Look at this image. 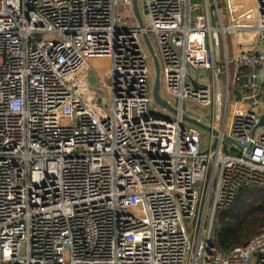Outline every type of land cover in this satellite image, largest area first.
I'll list each match as a JSON object with an SVG mask.
<instances>
[{
  "label": "built area",
  "instance_id": "1",
  "mask_svg": "<svg viewBox=\"0 0 264 264\" xmlns=\"http://www.w3.org/2000/svg\"><path fill=\"white\" fill-rule=\"evenodd\" d=\"M142 4L143 28L132 0H0V264H264V230L208 247L217 212L264 187V0ZM95 59L99 109L67 84Z\"/></svg>",
  "mask_w": 264,
  "mask_h": 264
},
{
  "label": "trees",
  "instance_id": "2",
  "mask_svg": "<svg viewBox=\"0 0 264 264\" xmlns=\"http://www.w3.org/2000/svg\"><path fill=\"white\" fill-rule=\"evenodd\" d=\"M264 230V187L243 186L234 202L218 211L211 236L213 246L229 253L245 246Z\"/></svg>",
  "mask_w": 264,
  "mask_h": 264
},
{
  "label": "rangeland",
  "instance_id": "3",
  "mask_svg": "<svg viewBox=\"0 0 264 264\" xmlns=\"http://www.w3.org/2000/svg\"><path fill=\"white\" fill-rule=\"evenodd\" d=\"M198 2L199 0H192L193 4L195 3L197 4ZM139 4L142 8L143 5L142 0H139ZM130 11L128 8L124 7L123 5L119 7L118 13L119 16L122 17L123 21L129 22L131 20L129 16ZM142 17L145 23L148 24V18L143 11H142ZM239 39L240 37L239 36L237 37V35L230 37V43L233 46L235 45V49L237 51H241L244 49L243 47H239L236 45V41H238ZM107 70L108 69L106 66V62L103 59H95L91 62L89 66L69 76L67 78V84L69 85L71 91L89 107H91L92 106L91 104L94 102H96V104L98 105L97 109H99V107L103 105L104 107H106L109 105V101L108 98L103 93L104 82L100 80L101 76L99 73L103 74V79H104L106 78L104 74ZM89 75H93V77L90 79ZM152 75L153 78L155 79L156 72L154 65L152 67ZM98 80L100 81V84ZM87 81L90 82V84L88 82L89 85L87 84ZM97 84L100 85L101 88H99ZM161 84L163 85V81H161ZM188 105L189 104H187V106ZM194 109L195 112L202 113V110L199 107L195 106ZM202 139L204 140L205 143H208L209 141L207 134H203Z\"/></svg>",
  "mask_w": 264,
  "mask_h": 264
},
{
  "label": "water",
  "instance_id": "4",
  "mask_svg": "<svg viewBox=\"0 0 264 264\" xmlns=\"http://www.w3.org/2000/svg\"><path fill=\"white\" fill-rule=\"evenodd\" d=\"M132 9H133V13L135 15V18L137 19V22L139 23V25L143 28L144 27V22H143V18H142V11L144 12L145 15H147V10L146 7L144 5H142V8L139 4V0H132ZM145 42L147 44V47L149 49V52L152 56L153 62H154V67H155V72H156V77L154 80V89H153V97L155 102L165 108H168L169 110L175 112L174 109H172L171 107H169L166 102L164 101L162 95H161V72H160V65H159V61L158 58L155 54V51L150 43L149 38L145 35ZM235 94L240 97V94L236 91ZM184 119L191 122L192 124L196 125L197 127H199L202 130H206L209 131L210 129L205 126L203 123L199 122L198 120L189 118L187 116H184ZM264 126V116H262L259 127H263ZM208 247L211 248L213 247V243L212 241H210L208 243Z\"/></svg>",
  "mask_w": 264,
  "mask_h": 264
},
{
  "label": "crops",
  "instance_id": "5",
  "mask_svg": "<svg viewBox=\"0 0 264 264\" xmlns=\"http://www.w3.org/2000/svg\"><path fill=\"white\" fill-rule=\"evenodd\" d=\"M192 1V0H191ZM193 4V3H192ZM196 4V3H195ZM194 5V4H193ZM199 11V10H198ZM196 12V11H195ZM200 13V12H198ZM238 37V36H237ZM240 39L238 41H236L237 46L239 47H247V48H252L255 44V38L254 35L252 33L248 34V35H243V36H239ZM93 77V75H89V78L91 79ZM89 81H87L88 84ZM99 84L100 81L98 80ZM90 84V82H89ZM88 84V85H89ZM98 85V84H97ZM99 88H101L100 85H98ZM260 112L263 114L262 116H264V106H262L260 108Z\"/></svg>",
  "mask_w": 264,
  "mask_h": 264
},
{
  "label": "bare ground",
  "instance_id": "6",
  "mask_svg": "<svg viewBox=\"0 0 264 264\" xmlns=\"http://www.w3.org/2000/svg\"><path fill=\"white\" fill-rule=\"evenodd\" d=\"M92 105H94V107L96 106V102L92 103Z\"/></svg>",
  "mask_w": 264,
  "mask_h": 264
}]
</instances>
